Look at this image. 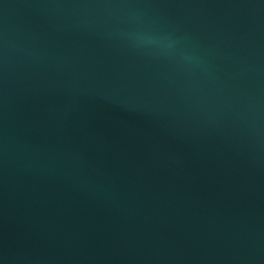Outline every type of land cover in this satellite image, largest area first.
Wrapping results in <instances>:
<instances>
[{
  "label": "water",
  "instance_id": "1",
  "mask_svg": "<svg viewBox=\"0 0 264 264\" xmlns=\"http://www.w3.org/2000/svg\"><path fill=\"white\" fill-rule=\"evenodd\" d=\"M0 264H264V0H0Z\"/></svg>",
  "mask_w": 264,
  "mask_h": 264
}]
</instances>
